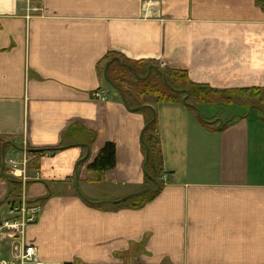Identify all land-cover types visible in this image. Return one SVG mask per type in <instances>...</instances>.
Returning a JSON list of instances; mask_svg holds the SVG:
<instances>
[{
	"label": "crops",
	"instance_id": "1",
	"mask_svg": "<svg viewBox=\"0 0 264 264\" xmlns=\"http://www.w3.org/2000/svg\"><path fill=\"white\" fill-rule=\"evenodd\" d=\"M260 3L0 0V165L4 153L19 198L40 208L25 238L41 261L264 264V103L144 96L125 107L101 74L127 61L148 65L146 78L158 68L215 91H264ZM143 107L164 174L134 206L120 201L148 190ZM107 143L116 166L100 177L87 166ZM8 188L0 175V206Z\"/></svg>",
	"mask_w": 264,
	"mask_h": 264
},
{
	"label": "trees",
	"instance_id": "2",
	"mask_svg": "<svg viewBox=\"0 0 264 264\" xmlns=\"http://www.w3.org/2000/svg\"><path fill=\"white\" fill-rule=\"evenodd\" d=\"M264 8V3H260ZM147 66L134 64L127 61H114L110 68L115 67V73L110 74L108 70V79L116 85L124 94L127 102L129 97L136 99L144 96L155 97L158 102H178L186 98L188 105L197 106L207 103L213 98H220L227 103L245 102L246 99L257 98L258 106L264 103L263 90H241V91H215L205 86H198L188 83L183 73L172 71H161L158 68H152L150 75L147 76ZM103 74V72L101 73ZM247 99V100H248ZM137 106H142L138 104ZM141 112L148 115L147 122L142 132L141 144L144 153V176L145 187L148 189L143 194L132 198L129 203L135 206V203L144 197L154 196L162 187V176L164 174L161 157L160 146L156 134L155 115L149 108H141ZM74 133L75 129L71 128L69 134ZM66 135V134H65ZM68 135V133H67ZM93 137L87 142L90 146ZM58 149L49 150L54 153ZM86 159L84 162H87ZM116 166V147L113 143H107L100 151L98 156L87 166V171L100 177L107 171ZM2 178L7 180L9 199L5 202L7 206L13 205L20 195V181L12 178L8 174L6 167L3 170ZM100 180V178H99Z\"/></svg>",
	"mask_w": 264,
	"mask_h": 264
},
{
	"label": "built area",
	"instance_id": "3",
	"mask_svg": "<svg viewBox=\"0 0 264 264\" xmlns=\"http://www.w3.org/2000/svg\"><path fill=\"white\" fill-rule=\"evenodd\" d=\"M108 96V92L98 90L92 95V98L106 103ZM12 169L17 170L14 163ZM39 213L40 208L37 204L23 196L8 207L4 219L0 221V254L2 243H6L10 247V253L7 255L8 261L2 260L0 257V264H64L41 261L37 249L26 241L25 231L28 226L37 223Z\"/></svg>",
	"mask_w": 264,
	"mask_h": 264
},
{
	"label": "water",
	"instance_id": "4",
	"mask_svg": "<svg viewBox=\"0 0 264 264\" xmlns=\"http://www.w3.org/2000/svg\"><path fill=\"white\" fill-rule=\"evenodd\" d=\"M113 61H111V62H109V63H107V65L105 66V69H104V73H103V75H104V79H105V81H106V83L117 93V95L120 97V99H121V102L125 105V107H128L127 106V101H126V99H125V96H124V94L122 93V91L116 86V85H114L109 79H108V77H107V70H108V68H109V66L111 65V63H112ZM150 70V69H149ZM137 109H135V110H133V111H136ZM252 109H250V111H251ZM4 168H5V157H4V153L2 154V157H1V165H0V175H3V170H4ZM76 181H77V179H76ZM144 192H140V193H136V194H133V195H130V196H128V197H125V198H123V199H121V201L120 202H125V201H127V200H129V199H131V198H133V197H136V196H138V195H141V194H143ZM8 196H9V193H7L6 194V196H5V199H7L8 198Z\"/></svg>",
	"mask_w": 264,
	"mask_h": 264
},
{
	"label": "rangeland",
	"instance_id": "5",
	"mask_svg": "<svg viewBox=\"0 0 264 264\" xmlns=\"http://www.w3.org/2000/svg\"><path fill=\"white\" fill-rule=\"evenodd\" d=\"M227 114H228V112H227ZM229 114L231 116L233 114V112H229ZM222 120H224V117L222 118ZM7 210H8L7 204L0 206V221H2L4 219ZM4 244L5 243H3V246L1 247L0 257L2 260L8 261L7 255H9V253H10V247L8 245H4Z\"/></svg>",
	"mask_w": 264,
	"mask_h": 264
}]
</instances>
